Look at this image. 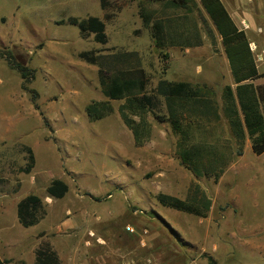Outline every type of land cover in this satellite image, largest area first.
<instances>
[{
  "label": "rangeland",
  "instance_id": "rangeland-1",
  "mask_svg": "<svg viewBox=\"0 0 264 264\" xmlns=\"http://www.w3.org/2000/svg\"><path fill=\"white\" fill-rule=\"evenodd\" d=\"M222 1L243 17L260 10L264 18V0L243 8V0ZM109 2L114 18L106 22L107 43L102 44L95 34L83 38L78 27L59 24L71 17L102 19L100 0H0V51H10L32 73L26 91L21 74L0 56V191L10 194L0 198L9 203L37 195L46 212L39 224L24 228L14 208L13 219L5 221L13 229L8 237L15 238V221L36 235L34 242L24 237L25 260L49 242L61 264H209L211 258L218 264H264V155L254 153L249 138L239 155L224 116L202 125L188 119L190 143L202 151L185 166L170 123L149 115L151 139L138 147L118 110L125 101L105 97L100 65L79 57L90 51L102 56L136 51L149 78L148 94L162 78L197 81L194 86L210 92L223 112L224 88L235 90L236 84L213 22L199 3L189 12L164 10L147 0ZM141 7L155 9L174 46H155ZM247 37L256 39L249 32ZM199 40L202 45L195 47ZM188 46L191 53L184 55ZM253 55L264 74L263 48L254 46ZM254 83L263 100L264 77ZM93 103H108L114 111L91 119L86 109ZM31 156L35 164L28 173ZM215 159V169L208 170ZM194 169L205 175L197 177ZM55 179L69 186L63 199L47 193ZM193 184L212 202L205 218L164 207L156 198L163 193L184 200Z\"/></svg>",
  "mask_w": 264,
  "mask_h": 264
},
{
  "label": "trees",
  "instance_id": "trees-1",
  "mask_svg": "<svg viewBox=\"0 0 264 264\" xmlns=\"http://www.w3.org/2000/svg\"><path fill=\"white\" fill-rule=\"evenodd\" d=\"M151 3H163L168 9H185L192 12L197 0H147ZM202 7L213 22L217 32L222 37L226 56L229 60L232 76L236 84L235 90L232 86H226L223 92V109L225 117L229 121L231 131L239 146V155L243 154V147L247 137L250 139L255 154L264 153V101L258 96L257 87L253 81L261 78V74L247 34L240 30L221 0H199ZM101 7L105 11L104 20L97 17L80 19L71 17L68 21L59 22L60 25L70 24L79 28L83 38L95 34L97 42L107 43L106 22L113 20L114 15L109 12V0H101ZM140 16L145 28H152L155 46L164 50L174 46L175 42L169 41L167 25L162 19H156L153 12L141 7ZM209 31L212 43H215L213 33ZM202 42L197 41V46ZM0 56L9 62L10 66L17 70L24 79L23 89L28 87L31 71L14 60L13 54L1 52ZM83 61L100 65L99 81L102 93L111 100H124L118 110L125 125L133 132L135 144L143 147L152 135V126L148 116L152 115L159 123H170L173 132L179 136L177 151L182 163L187 166L193 164L195 158H201V147L191 145V131L186 127L184 121L201 113L206 117L218 118V105L208 92L195 87L189 82H171L161 79L154 94H148L146 86L149 78L137 52L127 54L102 56L95 52H83L79 54ZM164 58L169 60L168 53ZM165 74V70L163 72ZM210 91V90H209ZM38 97L35 92L33 100ZM164 105L166 113L163 112ZM38 109V108H37ZM91 119H102L114 111L108 103H93L86 109ZM24 149L33 153L30 147ZM31 165L26 169L30 173L35 164V158L31 156ZM195 175H205L202 170H195ZM220 174L216 176L218 179ZM69 192V186L62 180L55 179L47 188V193L55 199H63ZM158 202L167 208H172L184 213L205 218L210 211L212 202L201 190L199 185L191 186L186 199L169 195L159 194ZM42 199L37 195H29L20 201L18 205V218L20 223L26 227H32L40 223L46 215ZM36 264H61L57 251L49 242H42L36 250ZM7 263L1 262L0 264ZM209 264H218L211 258Z\"/></svg>",
  "mask_w": 264,
  "mask_h": 264
},
{
  "label": "crops",
  "instance_id": "crops-1",
  "mask_svg": "<svg viewBox=\"0 0 264 264\" xmlns=\"http://www.w3.org/2000/svg\"><path fill=\"white\" fill-rule=\"evenodd\" d=\"M221 2L223 3L224 1L221 0ZM100 3H101V0H100ZM197 3H199L201 5V3H200L199 0H197ZM161 4H163V3H161ZM223 4H225V3H223ZM239 5H240V8L241 7L243 8V7L247 6V5L248 6L249 5H252V6L255 7L256 6V3L254 2V0H251V1H249V0H247V1L243 0V2L241 1V4H239ZM224 6L227 9V11L230 14V16L232 17V19L234 20V22L236 23L237 27L240 30H244L246 32V34H247V32H249V37L252 36V35L253 36H256V39H254L253 41L249 40L250 45H252V47H254V46H256V47L257 46H260V48H263V51H264V18H261L260 17V10H259V14H257V15L248 14V15H245V17H243L240 13L236 12V7H232L231 10H230L226 6V4ZM163 9L164 10H177V9H168V8H166L164 6V4H163ZM258 9H259V7H258ZM148 10L151 11V12H153V13H155V9L154 10L153 9H148ZM103 12L104 13H103L102 19L99 18L101 20H104L105 11L103 10ZM255 27H256L257 33L254 31V28ZM220 37H221V35H220ZM221 40H222V37H221ZM192 46H194V45H192ZM195 47H197V42L195 43ZM191 48L192 47H189V46L186 47L185 48L186 50H185V54L184 55L191 53L190 52L191 51ZM261 78H259V79H261ZM166 80H168V79H166ZM257 80H255V81H257ZM159 81H158V83H159ZM168 81H170V80H168ZM255 81H253V83ZM171 82H176V81H171ZM178 82H189L192 85L198 84L197 81H178ZM158 83H157V86H158ZM157 86H156V88H157ZM261 101H264V99L261 100ZM217 116H218V118H215V116L214 117H206V116H203L201 113H199V114H195V115L191 116L190 118H191V120H195V122L198 125L199 124L202 125V124L212 123V122H219V121H221V119L223 120V118H222L223 116L225 117L224 110H223V112H221V111L218 110ZM225 121H227V123L229 124V121H228L227 118H226ZM251 146H252V144H251ZM263 155H264V153L261 154L260 156H263ZM216 161H217L216 159L213 160V162L211 160V163L209 165V169L208 170H210V166H213V169L212 170L215 169V166L217 165L216 164ZM263 175H264V173H263ZM0 194H1V196H6V197H9V195H10L6 191H0ZM16 197H17V194H16ZM23 199H21V200H23ZM21 200L17 201L16 198H15V199L10 200L9 203H7L3 199L0 198V227H2V231L0 233V261L1 262H5V261L7 262V263H4V264H19V262H23L24 264H27L28 262L29 263L36 264V254H33V256L30 257L28 260H25V258L23 256L24 254H22V252L26 249L25 248L24 237H27L28 238V236H29L30 237V241H33L34 242V241H36V235L35 234L32 236V235L28 234V232L24 231L22 228H20V227L18 228L15 225V221H14V224L13 223L12 224H13L14 228H16V230H14V233H15V236L14 237L15 238L8 237V236H10V234H11V232H12L13 229H11V226H9V229H8V224L5 221L8 220V218H10V219L12 218L13 219V213L12 212H13V209L14 208H17V221L19 222V224L22 227H24L20 223L19 218H18V205H19V203H20ZM17 228H18V230H17ZM24 228H26V227H24Z\"/></svg>",
  "mask_w": 264,
  "mask_h": 264
},
{
  "label": "built area",
  "instance_id": "built-area-1",
  "mask_svg": "<svg viewBox=\"0 0 264 264\" xmlns=\"http://www.w3.org/2000/svg\"><path fill=\"white\" fill-rule=\"evenodd\" d=\"M256 47V46H255ZM251 50L253 51L254 50V47H252V45H251ZM262 58H264V51H263V56H262Z\"/></svg>",
  "mask_w": 264,
  "mask_h": 264
}]
</instances>
